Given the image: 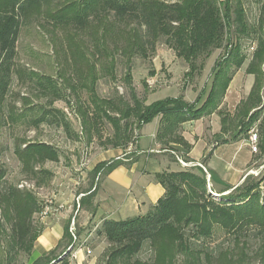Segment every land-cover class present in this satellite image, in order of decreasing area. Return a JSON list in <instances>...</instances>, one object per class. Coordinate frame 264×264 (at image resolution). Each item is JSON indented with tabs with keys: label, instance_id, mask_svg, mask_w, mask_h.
<instances>
[{
	"label": "trees",
	"instance_id": "trees-1",
	"mask_svg": "<svg viewBox=\"0 0 264 264\" xmlns=\"http://www.w3.org/2000/svg\"><path fill=\"white\" fill-rule=\"evenodd\" d=\"M53 7L54 11L51 10ZM40 18H44L53 29L85 36L91 56L96 59L106 58L102 68L106 73L111 72L115 65L111 52L116 51L122 55L127 65V82L131 81L132 59L137 56L146 60L153 56L161 40L177 58L189 62L191 66L197 59L205 61L213 51L223 52L210 70V85L192 103L177 97L147 104L144 97L139 98L133 91L132 104L123 101L117 107L112 100L97 97L96 68L94 64L90 65L86 77L90 79V100L86 107L88 110L82 112V127L86 132H91L100 120H107L115 131L113 148L126 145L133 123L140 129L161 116L164 124L159 134L161 140L176 131L180 124L216 111L232 77L247 61V57L242 55L240 42L244 37H250L255 43L244 69L246 75L254 76V83L247 97L236 106L232 119L235 121L252 110H255L252 118H257L264 108L260 86L261 79H264V2L260 5L256 24L249 26L242 0H0V128L4 123V109L12 76L17 73L14 60L20 30ZM67 38L70 39V36ZM109 40L113 41L112 47L108 44ZM71 42L75 43L74 39ZM81 47L72 44L71 55L75 61L84 60ZM30 75L34 81L36 75ZM34 82L43 92L50 91L59 97L51 78L38 77ZM142 85L146 91L147 85ZM111 110L117 112L118 119L109 116ZM217 114L221 116L222 112L218 110ZM49 115L52 116L51 112L46 111L32 123L38 126L50 121L47 119ZM7 117H11V113ZM130 118H133L132 124L128 122ZM229 118L227 114L221 117L222 130ZM121 121H124L123 125H120ZM240 122L241 125L232 129L237 132L231 136V141L248 138L250 127L245 126V121ZM64 127L68 129V124L64 123ZM258 127L259 141L262 142L264 118ZM259 149L264 154V147L259 146ZM14 156L22 172L30 180L42 184L49 172L42 170L41 166L58 161L59 152L46 143L19 141L14 147ZM125 164L120 159L98 163L91 171L92 181L103 179ZM3 177L4 171L0 168V185ZM154 180L165 192L148 212L124 220H105L96 229V236L103 238L108 245V264H142L132 259L145 244L150 246L154 254L151 264H212L214 260L216 264H254L250 261L245 263L246 256L243 253L241 257H236L233 249L228 248L220 249L214 257L213 249L204 244L212 239L215 226L227 233L236 232L234 249L240 250L244 249L245 244L238 240L239 232L244 228H254L260 240L255 264H264V197L261 192L264 173L256 179L251 175L246 176L227 195L215 193L212 186L211 192L208 191L206 173L199 166L156 173ZM92 189L91 185L82 193L84 197L81 204L85 201L90 204L96 187ZM230 189L227 187L222 194ZM212 193L219 201L211 196ZM0 207L10 226L11 249L31 256L34 243L42 232L33 230L32 218L42 212L43 205L32 192L9 186L5 190L0 189ZM71 239L66 227L56 248L32 264H50L56 260L63 263L73 245ZM66 240L68 243L60 249L58 255H54L62 241Z\"/></svg>",
	"mask_w": 264,
	"mask_h": 264
},
{
	"label": "rangeland",
	"instance_id": "rangeland-1",
	"mask_svg": "<svg viewBox=\"0 0 264 264\" xmlns=\"http://www.w3.org/2000/svg\"><path fill=\"white\" fill-rule=\"evenodd\" d=\"M161 1L174 2L176 0ZM262 2L264 0H242L249 26L256 24ZM51 10L54 11L55 7ZM68 36H70V39L67 38ZM73 39L77 45L82 46L84 60L75 61L72 57V44H75L71 42ZM87 40L83 35H74L62 29H53L44 18L33 20L29 25L22 27L19 33L17 54L14 60V70L17 73L14 71L15 73L12 76L4 109V123L0 128V168L4 171L0 189L5 190L9 186H14L20 190H28L35 195L43 208L48 203H52L51 213L47 216H41V213L33 216L32 228L37 232L48 227L47 222L66 209V204L60 201L74 204L75 209H79L77 204L82 197L80 194L88 190L91 185L94 189L101 181V179L92 181L90 174L95 165L117 159L124 161L136 159L134 151L139 129L133 123V118L128 120L129 123H133L130 132H128L129 140L126 145L118 148L112 147V143L115 142V131L107 120H100L97 126L91 129V132H86L82 127V112L88 110L86 107H88L90 100L88 92L90 79L86 78L87 68L90 65L94 64L96 68L95 93L97 97L102 100H112L117 107L123 101L132 104L131 92L133 91L139 98L144 97L147 104L174 95L182 98L185 102L187 101L184 96L188 95L194 102L202 93L201 91L210 85V70L214 62L223 55L221 50L213 51L205 61H201V58L197 59L194 65L191 66L189 62L177 58L174 52L167 48L161 40L157 44L153 56L146 60L137 56L132 59L131 81L127 82L125 79L127 75V65L124 64L125 58L116 51L111 52L115 65L111 71L112 73H106L102 71L106 58H93L87 50L89 45ZM240 42L242 44V55L247 57V61L237 71L245 74L244 69L251 58L255 43L250 37H244ZM108 44L112 47L113 41L109 40ZM31 73L36 75V77H33L34 81L38 77L51 78L58 89L57 94L59 97L50 91L43 92L31 80ZM247 76H250L254 83V76ZM248 80L241 81L242 85L245 86L244 90L243 88L241 90L236 88L229 91L228 96L232 100L225 102L222 100L220 120L223 114L230 116L222 130L225 135H228V132L231 131L237 132V130L232 129L241 125L239 121H245L244 124L246 127H250V131L255 129L257 133L259 132L258 126L264 118V108L257 115V118H252L255 111L252 110L247 111V113H244L245 116H240L235 121L232 119L236 103L247 97L244 91L249 85ZM260 82L264 105V79H261ZM142 84L147 85L146 91ZM46 111L51 112L52 116L47 117L50 121L35 126L32 123L33 120L42 116ZM59 112H63L64 116ZM10 113L11 117H7ZM108 114L111 118H119L116 111L111 110ZM64 123L68 124V129H65ZM123 124L124 121H121L120 125ZM249 133L247 136H249ZM258 137H260L259 133ZM19 141L42 142L54 146L58 150V161L47 162L41 166L42 170L49 172V176L44 180V183L37 184L22 172V167L14 156V147ZM112 150H118L117 157H109ZM255 155L254 160L259 166L257 165V168L251 170L253 173L249 172L248 174L253 179L261 177L264 173V161L262 162L261 159L259 145L258 152ZM177 164L179 170L189 169L182 167L178 162ZM261 192L264 197V184L261 185ZM211 196L219 201L216 195L211 194ZM59 206H62L61 210H58ZM78 219L81 220L82 218L78 217ZM71 222L74 223L73 234L77 242L84 243L85 247L90 250V254L86 255L85 249H83L80 252L81 259L78 256V260L69 262L68 256L63 263L56 260L50 264H108L106 253L108 245L103 238L96 236L95 231L97 228L92 230V226H88L85 230H81L75 225V217H73L69 226H66L72 237V242L74 240L70 231ZM0 224L2 225L0 228V264H32L33 252L31 256H28L23 251L11 249V230L4 219L2 207H0ZM238 235V240L245 244L242 250L234 249L236 232L227 233L218 226L213 229L212 239L206 241L204 245L213 249L214 257L220 249L228 248L233 249L236 257H241V253H243L246 256L244 257L245 263L250 261L255 264L257 262L255 253L260 245L257 231L252 227L244 228ZM67 243L68 240L62 241L61 247L55 251L54 255H58L60 249ZM216 246L219 247L214 249ZM153 256L152 249L148 244H145L132 261L137 260L142 264H151ZM119 264L131 263L119 262ZM212 264H216L215 260Z\"/></svg>",
	"mask_w": 264,
	"mask_h": 264
},
{
	"label": "crops",
	"instance_id": "crops-1",
	"mask_svg": "<svg viewBox=\"0 0 264 264\" xmlns=\"http://www.w3.org/2000/svg\"><path fill=\"white\" fill-rule=\"evenodd\" d=\"M244 75L238 71L234 74L224 95V102L232 100L228 96L230 90L236 88L244 90L245 86L241 81L245 82L249 79V85L244 91L245 96L248 95L253 80L250 76ZM177 97L167 96L159 100ZM184 98L188 103L193 101L188 95ZM221 104L211 114L180 124L176 131L161 140L159 134L164 125L161 116L142 126L139 129L134 151L136 159L125 161V165L116 168L101 179L93 192L90 204L86 201L81 204L80 201L84 197L82 193L77 210L74 204L60 201L66 204V209L47 222L48 227L42 230L36 240L32 261L58 245L73 217L79 229L85 230L86 227L92 226L93 230L100 227L105 220H124L148 212L165 192L154 180V174L178 171L176 157L202 166L210 178L215 193L222 195L227 187L234 189L239 186L249 172L259 164L254 160L256 153L251 151L247 139L231 141V136L235 135V132H228V135L222 132L220 116L217 114ZM258 145L264 147V141H258ZM260 154L263 162L264 154L261 152ZM117 156L118 150H112L109 155V157ZM78 217L82 219L79 220ZM79 257L81 259L82 255L80 254Z\"/></svg>",
	"mask_w": 264,
	"mask_h": 264
},
{
	"label": "built area",
	"instance_id": "built-area-1",
	"mask_svg": "<svg viewBox=\"0 0 264 264\" xmlns=\"http://www.w3.org/2000/svg\"><path fill=\"white\" fill-rule=\"evenodd\" d=\"M247 141L251 147V151L253 153H257L258 152L259 137H258V133L255 129H252L250 131L249 136L247 138ZM176 159H177V162L184 168H190V167H194V166L198 165V164L195 165V164L187 163L179 157H176ZM199 167H201L204 170V172L206 173L205 169L202 166L199 165ZM250 173H253V171H250ZM206 180H207V189L209 192H211V185L209 183L210 178H209L208 174H206ZM51 205H52V203L50 202V203H48V205L45 206V208H43V210L41 212V216H47L49 213H51L50 212ZM77 206H78V204H77ZM61 209H62V206H59L58 210H61ZM73 227H74V223L71 222L70 231L72 233L74 242H73L72 247L69 248V250H68L69 262H73V261L78 260V256H79L80 252L83 251V249H85L86 255L90 254V250L87 247H85L84 243L80 244L79 242H77L76 237L73 234Z\"/></svg>",
	"mask_w": 264,
	"mask_h": 264
},
{
	"label": "water",
	"instance_id": "water-1",
	"mask_svg": "<svg viewBox=\"0 0 264 264\" xmlns=\"http://www.w3.org/2000/svg\"><path fill=\"white\" fill-rule=\"evenodd\" d=\"M197 166H199V165H197ZM228 193H230V192H227V193H225V194H222V195H227Z\"/></svg>",
	"mask_w": 264,
	"mask_h": 264
}]
</instances>
